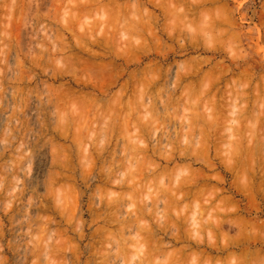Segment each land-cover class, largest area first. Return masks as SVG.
I'll return each instance as SVG.
<instances>
[{
    "label": "rangeland",
    "instance_id": "rangeland-1",
    "mask_svg": "<svg viewBox=\"0 0 264 264\" xmlns=\"http://www.w3.org/2000/svg\"><path fill=\"white\" fill-rule=\"evenodd\" d=\"M110 1L114 5H111ZM153 1L155 2V6H152L153 4H151ZM153 1H149L150 4H148L147 0H0V264H143L142 258L145 259H143V262L146 261L145 264H160V262L161 264H163L164 262L166 263L169 260L168 258L174 254L175 250H177L178 247L180 249L184 245L186 246L185 242H182L183 244L180 243V245L179 243L175 245L171 242L173 237L177 236L180 230L177 233V231L174 230L176 226H173V229L170 223H173V225L177 224V227L179 225V227H181L180 229L184 228L181 231H184L186 233L188 231L189 233H187L186 239L191 238L189 239V241L192 240L193 242L195 241V239L199 238L200 241L203 240L204 245H207V242L208 244L210 242H214L218 247H221L220 245H222L223 243L220 237L218 235H215V237H213V233H211L212 235H210L209 232H206L210 229L208 230V228H204V224H206V221L210 222L208 218V212L214 214V212L218 210L214 209L215 206H222V208H224V204H220L218 202V199H220L221 195L217 199L212 200L210 196H208L209 198L207 197V194L204 195V192L202 193L203 195H198V198L194 197L193 195L194 201L192 200L193 197L191 196L192 198H188L186 200V203L178 202V204L175 203V200L172 201L173 199L171 198L170 202L172 201L176 206L171 202V207L169 202L167 203L166 208L162 207L164 206V203L169 201L166 197L168 196V194H172L170 190H174V188L178 184V181H191L190 177H193L192 181H194L197 179L195 176H198L199 178L200 170H203L201 171L202 176H200L203 181L200 178L199 180L197 179L195 181L199 183L198 187L203 183H207V185L209 183V187L211 188V190L209 188L207 189L210 191H212L214 187H217V190L225 188L223 190L226 191L223 193V195H229L233 198V207H236L233 208L235 209V212L230 208L227 209L230 206H225L226 209H220L221 207H218L220 210H224L223 212L227 210L230 213H233L231 215L228 212V214L225 213L229 216V219L231 216L233 220L234 226L231 221V227H228V225L230 226L228 222L230 220L227 219L228 216L225 218L224 214V217H219V220L221 221L224 219V223L227 219L226 221L228 222V225L225 223L226 225L224 227L225 234H236L235 226L236 224H238L237 222H239V217L238 219L236 217L237 215H241L243 219L246 218L247 220L249 219V222H254V231H251V236H253L254 234L256 236H254L256 239L253 240L256 242L249 240L250 242L248 244H241L237 247H231L224 253L218 255L213 254V257L219 256L217 258V260L219 259L218 262L217 260H212L214 261L213 264H227L228 262V264H233L234 261L236 264V260L239 261L240 251L244 247L248 248L250 252H256L252 254H256L254 256L253 262V259H251V262L253 264H264V0H181V3L183 5L179 4L177 8L175 7V9L173 7L178 3L176 4L174 2L175 4L171 5L170 12L173 8L174 10L172 9V12L174 14L171 13L170 15H165V13L162 11H166V9L161 8L162 6L158 5H161L162 1H164V3L167 1ZM135 2L138 3V8L132 6ZM109 3L110 6H114L112 10L116 8L117 5H120L121 10L117 9V7L113 10L114 13L112 14L113 11L109 12ZM162 5L164 6V4ZM71 7L72 9L75 7V9L70 10ZM178 9L186 14V17L183 20H181L178 15V13L180 14V11H178ZM147 12H150L149 15L153 16L152 19H149L150 17L148 18ZM151 12H153L152 15ZM162 14L165 15V17ZM114 19L117 21H115ZM149 31L156 36L153 35V37H151ZM127 38H130L131 40ZM155 39H157L158 41L160 40V42H157ZM92 41H94L95 43ZM130 41H132V43ZM112 42H114L113 45ZM193 57L196 60H193ZM197 63H199V65L203 63L202 65H200V67H202H198L197 69ZM156 66L157 68H159L157 69ZM160 66L162 67V69ZM215 68L217 70H215ZM209 69H212L214 77L213 81L212 79L211 81H215V84H211L212 82L210 83L209 80H204L205 78H202L203 81L200 79L201 76H204V73L211 71ZM219 69L223 71H220ZM190 70L195 72V74L194 72L193 74H191L192 78L190 77L187 83H176L177 85L179 84V86L177 89H174L175 91H173V88L177 87L175 86L176 84H173V82L171 81V79L175 80V74H182L186 71L189 72L187 74H190ZM213 70H215V72H213ZM141 73H143L144 75H141ZM192 75L196 76L193 77ZM142 76L144 78H142ZM190 80L192 82L194 81L195 84L193 83V86L188 87L187 84H190ZM250 80L251 82L249 83ZM216 81L218 83L217 85ZM145 82H147L146 86ZM152 83L154 85H152ZM208 83L213 85V89L209 93H207L206 91L208 89L207 87L209 86ZM148 84L149 86H147ZM141 85L145 86L148 90L145 91L146 88ZM183 85H185L188 90L189 88H191V90L193 88L192 91L194 93L192 91L189 92L190 90L188 91L186 88H184ZM197 86L199 89L197 88ZM179 88H182L183 90ZM143 89L145 92L143 91ZM201 89L203 91H206V94L208 95L210 93L212 95L215 94L216 100L219 101L218 103L223 102L224 104L223 100H225V104H229L231 100L232 102L234 101L235 97H237V100H235V102L233 103H230L228 107L229 109H227L230 111H223L224 109L222 110L221 113L225 115V117L222 116V118L220 117L222 115L221 113H210L213 111H211L212 107H210L211 104L209 101L212 95H205V92H202ZM240 89L241 92L244 91L243 93H241V95L243 94V97L241 96L242 98L240 97V95L238 96V94H236L237 92L240 93ZM195 90L197 92H195ZM200 90L202 94L201 99L206 100L210 97V99L208 100L209 105L207 104L208 101L207 103L205 102V100L204 102L198 101V95L195 97V94L197 93L199 94V96H201ZM149 91L153 93H149ZM183 91L185 93L187 91V95H184ZM188 93L190 94L189 96ZM142 95H144V98H141ZM169 95L171 96L167 98ZM191 96L194 98H192ZM206 96L207 98H205ZM65 97H67V99ZM246 97L249 98V101H246L247 103H245V101H241V99H245ZM62 98L64 101L62 100ZM78 98H80V100ZM160 98L162 99V101ZM180 98L184 99L179 102ZM195 98H197L196 100L198 102L194 100ZM166 100L170 102L169 105L167 104ZM93 101L96 102L94 103ZM150 101L152 103H150ZM172 101L175 103L174 105L171 104ZM200 102L203 104H201ZM164 103H166V105ZM178 103L179 105H177ZM182 103L184 104L182 105ZM234 104L237 105V108H232L235 106ZM122 105L126 107L124 108V106ZM183 106H186L187 108H183ZM243 107H247L246 112ZM233 109H235L236 112H234L235 110ZM98 110L99 112H97ZM231 110H233V112ZM149 111L151 112V114ZM123 113H125V115ZM172 114L174 116H172ZM117 115H121L119 116L120 119ZM213 115L218 118H214L216 122L213 119L216 124H213L212 126H214V128H212L216 133H214L213 135L212 132H210V134L213 135L211 137L207 130L209 129V127H207V124L209 126V123L207 122L208 120L209 122H213L211 118L214 117ZM116 116L117 118H115ZM154 116L155 119L153 118ZM219 117L223 119L224 123L222 119H219ZM125 118L127 119L126 121ZM207 118L208 120H206ZM205 120L206 122H204ZM107 121H111L112 123H107ZM129 121L131 122L129 123ZM126 122L128 123V126ZM111 124H113L112 127H107ZM181 126L183 127V130ZM103 127L113 129H103ZM215 127L218 129H216ZM220 128H222L221 131ZM128 130H130V134ZM127 132L128 134H126ZM187 132L188 134H190L188 135ZM202 132H204V134H202ZM125 135L127 137H125ZM205 135H208L211 138H217L216 141L212 139L216 143L215 146L213 145L214 151H211L212 154L208 159L203 158L204 154H202L205 152V147H203L205 145V141H203L205 137L203 136ZM131 137H133L132 140L136 139V143L135 141L133 142L132 140H130ZM187 138L188 140L193 139L192 141L190 140L192 143L189 144V146ZM201 138L204 139L202 140ZM126 139L129 141V143L131 141V145L128 144L127 141H125ZM139 140L141 141V143H139ZM252 142L253 144H251ZM126 143L128 145H126ZM136 144L137 146L135 147ZM128 147H130V149ZM200 147L204 149L202 150L201 148V151L198 150ZM139 149L142 151H140ZM144 149H147L148 152L146 150V153H142L144 152ZM247 149H251L249 150V153L251 154L248 153V158L246 157L247 152H245V150ZM196 150H198L199 155H194ZM160 151L165 154V156H162L163 154ZM170 151L172 152L170 153ZM152 153L156 156H153ZM183 153H187L186 158L189 156L190 159L183 158V156L185 157V154ZM146 154L147 156H145V158H142ZM148 154H150L151 158H149ZM166 155L171 158V160H169L171 163L166 162L169 159ZM179 155H181L182 157L180 158ZM192 155L197 156V158ZM177 157L181 160H179ZM235 158L238 161L242 160V163H244L245 160L248 159L247 164H250L247 165L248 167L243 168L245 165L242 167V163L238 162L240 163L237 166L238 169L237 167H235L233 168L234 171L230 172L228 170V166H230L232 159ZM140 159L142 163L144 159L143 164L148 165L145 159L148 160V162L151 161L152 164L150 162V166L146 167L145 165L144 168L143 165H141V167L139 166V168H137L138 165H140ZM165 159L167 160L164 161ZM172 159L174 160L172 161ZM194 159L195 161L198 160L197 162L200 163H195ZM58 161L60 164L58 163ZM210 163L211 165L213 164L212 167L214 168L212 170L205 171L203 169L204 165H209ZM124 166L126 167V169ZM115 167L117 169H115ZM113 169L117 171H113ZM127 169L129 170V172L127 171ZM111 170L114 174L110 172ZM130 171H133V173H137L136 175H133L132 173L135 180H132L133 178L130 177L132 175L128 174L130 173ZM140 171L142 172V176H138ZM152 171H155V174L153 173L154 175L151 174ZM245 172L247 173V176ZM174 173L178 174L179 178H177L178 176ZM106 174L108 175V177L115 176L116 178L114 177V179L113 177H111L112 179L110 178L109 181V178L106 177ZM190 174L193 176H191ZM146 176L148 177L146 178ZM154 176L155 178H153ZM208 176L209 179L211 178L210 181L205 180V178H208ZM248 176L251 177L249 178ZM126 177H130V179L133 181V184H137H135L134 186H137L138 188L135 187V189H133L134 187L132 185V182L130 180V182H128L129 178L127 179ZM139 177L142 181L139 179ZM102 178L106 179L101 181ZM145 178L147 180L148 178H150L149 182L146 183ZM122 179L125 181V183ZM138 179L141 181V185L139 184L140 181ZM111 180L114 182V184ZM121 180L123 182H121ZM137 180L138 182H135ZM247 180H250L251 183L253 181L251 186H246L248 184ZM185 181L182 183L179 182V185L185 183ZM223 181L225 183H222ZM211 184L212 186H215L212 188L210 186ZM245 186L247 188L250 186V188H248V190L250 191H247L248 193L246 192L247 188ZM252 186L253 188H251ZM198 187V191L196 192L197 194H199V188H201ZM203 187L201 188V190H203ZM206 187L204 188L206 189ZM141 188L145 190L144 191L142 189V194L140 193L139 196L133 194V192H135L136 194L137 190H141ZM167 191L170 192L167 193ZM210 191H208V195L211 194ZM160 192L161 195H167H165L167 201L165 200L164 196L162 197L160 195ZM171 194L168 196L169 198ZM118 196L122 200L119 199ZM160 197H162L165 202ZM114 198L116 200L118 199L119 201H116V209H114V207L111 209L112 204L114 206V204L116 203L113 202ZM254 198L255 200H253ZM207 199L209 200L207 201ZM111 200L113 203H111ZM153 200H156V202H154ZM160 200H162L161 203ZM190 200L192 201L191 203L189 202ZM210 200L212 205L214 204L213 207H211L212 205L210 204ZM152 201L154 203H152ZM157 202L159 205H157ZM199 202L201 205L199 204ZM106 203L110 207H107ZM255 203L256 205H254ZM120 204L121 206H124V209L120 206ZM155 204L157 205V207H159L158 209L157 207H155ZM190 204L192 209L190 208ZM208 204L211 205V210L207 211L208 209H202L205 208V205L207 206ZM141 205H143L144 211L146 209V211L143 213L144 215L141 213L143 211ZM139 206L141 207V209L138 210H142L139 212L144 217L141 218L142 215L139 213L138 217H140V219L136 216L139 221L135 219V221H132L131 223V218H135L134 215H137L136 213L138 211L136 210L137 208H139ZM150 206H153L152 209L154 207L156 208L158 213H154L157 215H152L153 211H151L152 213L149 211L152 210ZM168 206H170V208ZM120 207L122 210L117 212V208L119 210ZM155 208L154 211H156ZM173 208L175 210L177 208L176 211H178L179 214L178 212L173 210ZM237 208L240 209L237 211ZM186 209L188 210L186 211ZM195 210H199V212L200 210H205L206 216L204 215V212H200L204 215V218L201 215L202 219H199L201 218L200 216L198 217V214L200 213L197 212V214ZM108 211H110V214ZM167 211H169L170 213ZM112 214L114 217L112 216ZM149 214H151L152 217L151 215L149 216ZM186 214L190 218H188ZM196 214L197 217L195 218V220L197 222L199 220L197 224L198 227L197 225L193 227L194 225H192L191 223V217L194 218ZM213 214L212 219L215 216H213ZM182 215L183 217L185 215V217H181ZM163 216H166L164 218V223H167L166 221H168L167 224L162 223ZM158 217L159 219H161V222H159L160 220L157 219ZM215 217L216 219L218 218L217 214ZM215 217L214 220H216ZM233 218H236L237 222L235 220L234 223ZM179 219L183 222L179 221ZM183 219H185V221ZM123 220L129 222L126 223V221ZM176 220L179 222H177ZM122 221L125 223H123ZM186 222V225L181 226V223L183 224ZM128 223L130 224V226ZM257 223L260 228L258 227ZM131 224H133V229L135 225L139 230L140 227H143L144 229L141 228V230L143 229V232H139L138 230V234L140 233L138 235L137 233H135L137 232L136 229L132 231L133 229ZM162 224H164L163 227ZM168 224L170 225V231L167 230ZM189 224H191V226ZM199 225L201 227H199ZM125 226L129 227L126 229V232ZM188 226L192 227L193 229H189ZM255 226H257L258 228ZM149 227H151L150 231L152 230V232H148L149 229L148 231H144ZM164 227H167V229H165ZM177 227L176 229H179V227ZM198 228H204V230L200 229V231H198ZM119 229L122 230V232ZM161 229L163 230V232ZM171 229L173 230V233L176 232L177 235L172 234ZM165 230L167 231L165 232ZM107 231L109 233L111 231V233L109 234ZM130 231H132L134 234H130ZM181 231L179 233V236L177 237L183 236L184 238L186 234H182L183 232ZM105 232H107L108 234L106 233L105 235ZM146 232H148L149 235ZM156 233L158 234L156 235ZM135 234H137L140 240L142 239L143 242L140 241V243L142 242L141 244L138 243V238H134L137 237ZM152 234L154 239L153 241L151 236ZM107 235H110L111 240L106 237ZM140 235L142 236L140 237ZM170 235L172 237H169ZM145 237H148L147 240H149V244H146L145 241L147 240ZM133 238L134 241L132 240ZM253 238L251 237L250 239L252 240ZM155 239H157V245L159 242L158 246L155 243ZM203 242L201 241L199 243V248L193 247V249H191L192 251L190 249L189 251L188 249L184 251V253L186 252V255L189 254V256H192L188 263L194 264L198 262L199 259L204 264L206 263V259L200 258L201 251L206 248L202 246ZM153 245L155 247L157 246L159 253L164 250L166 251V254L171 253L172 255H164L166 256L164 257L165 260L167 259L166 261H164L162 258V253L159 254L157 251H155L157 250V248H155ZM147 246L149 247V249L147 248ZM159 246H162L164 248ZM41 248L43 249V251ZM151 249H153L158 254H156L155 252L152 253ZM171 250H174L173 253ZM204 251H206V249ZM258 251H260L259 255L261 257H258L257 259L256 256L258 255ZM145 252H151V254H149V256L151 255V257H149L151 259L153 255H158L156 257H153V260L155 262L149 261L150 263H147V260L149 258L146 257L148 255L145 254ZM192 252H195V254L190 255V253ZM184 253L182 254V257L185 256ZM197 253H199L198 255L200 257L196 255ZM230 253L232 258H226V260L223 261L225 257H227V255ZM143 254H145L144 257ZM106 255L107 257H104ZM179 255L180 254L178 253V251H176L174 257L180 258L181 255ZM252 255L250 257L253 258ZM108 256L111 258H109ZM189 256H185L181 259H183L185 262L189 259ZM171 258L173 257H170V259ZM193 258H196L197 261ZM172 260L174 261L175 259H171L169 260V262H172ZM179 260H177V262H179ZM229 260L231 261V263ZM219 261H221L222 263ZM169 262L167 264H169ZM181 262L184 263L183 261H180L179 263ZM173 263L176 264V261H174ZM188 263L186 262L184 264ZM208 264H210V262Z\"/></svg>",
    "mask_w": 264,
    "mask_h": 264
},
{
    "label": "bare ground",
    "instance_id": "bare-ground-1",
    "mask_svg": "<svg viewBox=\"0 0 264 264\" xmlns=\"http://www.w3.org/2000/svg\"><path fill=\"white\" fill-rule=\"evenodd\" d=\"M133 1H135V0H133ZM137 1H138V0H137ZM147 1H148V4H150L149 1H153V0H147ZM165 1H167V2L164 3V1H162V2H161V5L158 4L159 6H162L161 8L166 9V11H165V10L162 11V12L165 13V15H167V14L170 15L171 13H173V12H172V9H173V8L175 9V7L177 8L179 4L183 5V4L181 3V2H182L181 0H179L180 3H179L178 0H165ZM187 1H188V0H187ZM79 2H80V1H79ZM139 2H140V1H139ZM174 2H175L176 4H177V3H178V4L175 5V6L171 9V12H170L171 5H172V4L174 5V4H175ZM36 3H37V2H36ZM77 3H78V2H77ZM83 3H84V2H83ZM110 3H111V1H110ZM110 3L108 4V5H109L108 7H110V11H109V12L113 11V10L116 9L117 7H118L117 9H120V8H121L120 5H117V7L114 8V9L112 10V8H113L114 6H110ZM183 3H184V2H183ZM84 4H85V3H84ZM123 4H124V3H123ZM151 4H153L152 6H155V2H154V1H153ZM162 4H164V6H163ZM165 4H166V5H165ZM36 5H37V4H36ZM95 5H96V3H95ZM111 5H114V4L111 3ZM77 6H78V4H77ZM80 6H81V5H80ZM82 6H85V5H82ZM87 6H88V5H87ZM122 6H123V5H122ZM132 6H134V7L136 8V7L138 6V3L135 2V3H133ZM187 6H188V5H187ZM189 6H190V5H189ZM196 6H197V5H196ZM36 7H37V6H36ZM75 7H76V6H75ZM75 7H74L73 9H75ZM106 7H107V6H106ZM123 7H124V6H123ZM138 7H139V6H138ZM138 7H137V8H138ZM156 7H157V6H156ZM166 7H167V8H166ZM180 7H182V6H180ZM184 7H185V6H184ZM88 8H89V7H88ZM129 8H130V7H129ZM158 8H159V7H158ZM190 8H191V7H190ZM71 9H72V7L70 8V10H71ZM73 9H72V10H73ZM106 9H107V8H106ZM159 9H160V8H159ZM174 9H173V10H174ZM188 9H189V8H188ZM188 9H185V10H188ZM191 9H192V8H191ZM76 10H77V9H76ZM120 10H121V9H120ZM120 10H118V11H120ZM104 11H105V10H104ZM115 11H116V10H115ZM118 11H117V12H118ZM127 11H128V10H127ZM135 11H137V10H135ZM159 11H160V10H159ZM178 11H180V10L178 9ZM190 11H192V10H190ZM162 12H161V13H162ZM169 12H170V13H169ZM103 13H104V12H103ZM113 13H114V11L112 12V14H113ZM125 13H126V12H125ZM130 13H132V12H130ZM147 13H148V15H147L148 18L150 17L149 19H152L153 16H150V15H149L150 12H147ZM152 13H153V12H151V15H152ZM188 13H189V12H188ZM200 13H201V12H200ZM137 14H138V13H137ZM173 14H174V13H173ZM189 14H190V13H189ZM189 14H188V15H189ZM102 15H103V14H102ZM114 15H116V14H114ZM162 15H163V14H162ZM165 15H163V16L165 17ZM175 15H176V13H175ZM178 15H179V17H180L181 20H183V19L186 17V14H184V12H181V11H180V14L178 13ZM196 15H197V14H196ZM117 16H118V15H117ZM117 16H116V17H117ZM121 16H122V15H121ZM80 17H81V15H80ZM111 17H112V15H111ZM116 17H115V19H116ZM220 17H221V16H220ZM68 18H69V17H68ZM124 18H125V17H124ZM144 18H145V17H144ZM157 18H158V17H157ZM76 19H77V18H76ZM115 19H114V20H115ZM142 19H143V18H142ZM119 20H120V19H119ZM132 20H133V19H132ZM174 20H175V19H174ZM177 20H178V19H177ZM193 20H195V19H193ZM76 21H77V20H76ZM108 21H109V20H108ZM115 21H117V20H115ZM168 21H169V20H168ZM190 21H191V20H190ZM223 21H224V20H223ZM67 22H68V21H67ZM74 22H75V21H74ZM91 22H92V21H91ZM191 22H192V21H191ZM125 24H126V23H125ZM130 24H131V23H130ZM183 24H184V23H183ZM142 25H144V24H142ZM146 25H147V24H146ZM176 25H177V24H176ZM176 25H175V26H176ZM99 26H100V25H99ZM136 26H138V25H136ZM177 26H178V25H177ZM122 27H123V26H122ZM143 28H144V27H143ZM170 28H171V27H170ZM147 29H148V27H147ZM152 29H153V28H152ZM156 30H157V29H156ZM170 30H171V29H170ZM90 31H91V30H90ZM144 31H146V30H144ZM152 31H153V30H152ZM168 31H169V30H168ZM180 31H181V30H180ZM149 32H150V31H149ZM143 33H144V32H143ZM154 33H155V32H154ZM174 33H175V32H174ZM178 33H179V32H178ZM180 33H181V32H180ZM102 34H103V33H102ZM123 34H124V33H123ZM155 34H156V33H155ZM125 35H126V34H125ZM141 35H142V34H141ZM150 35H151V37H153L154 34L150 32ZM169 35H170V34H169ZM169 35H168V36H169ZM89 36H90V35H89ZM116 36H117V35H116ZM136 36H137V35H136ZM154 36H156V35H154ZM104 37H105V36H104ZM104 37H103V38H104ZM112 37H113V36H112ZM151 37H150V38H151ZM157 37H158V36H157ZM114 38H115V37H114ZM138 38H139V37H138ZM150 38H149V39H150ZM112 39H113V38H112ZM119 39H120V38H119ZM127 39H130V38H127ZM151 39H152V38H151ZM107 40H108V39H107ZM130 40H131V39H130ZM155 40H156L157 42H160V40H159V41H158L157 39H155ZM189 40H190V39H189ZM96 41H97V40H96ZM113 41H114V40H113ZM182 41H183V40H182ZM90 42H91V41H90ZM92 42H94V41H92ZM103 42H104V41H103ZM108 42H109V41H108ZM114 42H115V41H114ZM114 42H112V45H113ZM124 42H126V41H124ZM130 42L132 43V41H130ZM94 43H95V42H94ZM115 43H116V42H115ZM120 43H121V42H120ZM141 43H142V42H141ZM195 43H196V42H195ZM81 44H83V43H81ZM87 44H88V43H87ZM96 44H97V43H96ZM98 44H99V43H98ZM163 44H164V43H163ZM79 45H80V44H79ZM91 45H92V44H91ZM102 45H103V44H102ZM115 45H117V44H115ZM121 45H122V44H121ZM125 45H127V44H125ZM129 45H130V43H129ZM140 45H141V44H140ZM146 45H147V44H146ZM161 45H162V44H161ZM161 45H160V46H161ZM83 46H85V45H83ZM107 46H108V45H107ZM141 46H142V45H141ZM144 46H145V45H144ZM170 46H171V45H170ZM112 47H114V46H112ZM126 47H127V46H126ZM157 47H158V46H157ZM161 47H162V46H161ZM167 47H168V46H167ZM109 48H110V47H109ZM116 48H117V47H116ZM127 48H128V47H127ZM141 48H142V47H141ZM144 48H146V47H144ZM147 48H150V47H147ZM169 48H171V47H169ZM87 49H88V48H87ZM101 49H103V48H101ZM134 49H135V48H134ZM156 49H157V48H156ZM172 49H173V48H172ZM217 49H218V48H217ZM80 50H81V48H80ZM110 50H111V49H110ZM139 50H140V49H139ZM147 50H148V49H147ZM84 51H85V50H84ZM87 51H88V50H87ZM127 51H128V50H127ZM133 51H134V50H133ZM158 51H159V49H158ZM55 52H56V51H55ZM90 52H91V51H90ZM137 52H138V50H137ZM140 52H141V51H140ZM117 53H118V52H117ZM119 53H120V52H119ZM131 53H132V50H131ZM136 54H137V53H136ZM161 54H162V53H161ZM127 55H128V53H127ZM129 55H130V54H129ZM136 56H137V55H136ZM76 57H77V56H76ZM130 57H131V56H130ZM124 59H125V58H124ZM194 59H195V58L193 57V60H194ZM202 59H203V58H202ZM202 59H201V60H202ZM195 60H196V59H195ZM198 60H199V59H198ZM198 60H197V61H198ZM70 61H71V60H70ZM79 61H80V60H79ZM82 61H83V60H82ZM125 62H126V61H125ZM76 63H77V61H76ZM81 63H82V62H81ZM96 63H97V62H96ZM155 63H156V62H155ZM157 63H158V62H157ZM174 63H175V62H174ZM190 63H191V62H190ZM190 63H189V64H190ZM148 64H149V63H148ZM152 64H153V63H152ZM186 64H187V63H186ZM186 64H185V65H186ZM193 64H194V63H193ZM202 64H203V63H202ZM202 64H200V65H202ZM204 64H205V63H204ZM208 64H209V63H208ZM70 65H71V64H70ZM98 65H99V64H98ZM146 65H147V64H146ZM176 65H177V64H176ZM187 65H188V64H187ZM194 65H195V64H194ZM200 65H199V63H197V67H196V68L198 69V67H200ZM75 66H76V65H75ZM79 66H81V65H79ZM100 66H101V65H100ZM148 66H149V65H148ZM153 66H154V65H153ZM188 66H189V65H188ZM204 66H205V65H204ZM110 67H111V66H110ZM160 67H161V66H160ZM183 67H184V66H183ZM201 67H202V66H201ZM201 67H200V68H201ZM146 68H147V66H146ZM156 68H157V66H156ZM158 68H159V67H158ZM158 68H157V69H158ZM200 68H199V69H200ZM211 68H212V67H211ZM213 68H214V67H213ZM99 69H100V68H99ZM161 69H162V67H161ZM161 69H160V70H161ZM166 69H167V68H166ZM185 69H186V67H185ZM221 69H222V68H221ZM221 69H219V70H220V71H223V70H221ZM243 69H244V68H243ZM160 70H159V71H160ZM201 70H202V69H201ZM201 70H200V71H201ZM209 70H211V71H208V72L204 73V74H203L204 76H203V77L201 76L200 79L202 80V78H205L204 80H207V81L209 80V82L211 83V82L213 81V77H214V76H213V73H212V69H209ZM215 70H217V69L215 68ZM215 70H213V72H215ZM140 71H141V70H140ZM152 71H153V70H152ZM155 71H156V70H155ZM190 71H191V70H190ZM165 72H166V71H165ZM191 72H192V73H191ZM191 72H190V74H187V73H189V72H187V71L184 72V73H182V74H178V73H177V74H175L176 76H174V77H175V80H172L171 78H170V79H171V81L173 82V84H176V83L181 84V83H184V82L187 83L188 80H189V78L191 77V74H193L194 71H191ZM242 72H243V71H242ZM139 73H140V72H139ZM143 73H144V72H143ZM143 73H141V75H142ZM153 73H154V72H153ZM180 73H181V72H180ZM220 73H221V72H220ZM220 73H219V74H220ZM136 74H137V73H136ZM194 74H195V72H194ZM219 74H218V75H219ZM141 75H139V76H141ZM143 75H144V74H143ZM156 75H157V74H156ZM164 75H165V73H164ZM167 75H168V74H167ZM196 75H197V73H196ZM196 75H194V76H196ZM214 75H215V73H214ZM135 76H136V75H135ZM157 76H158V75H157ZM192 76H193V75H192ZM194 76H193V77H194ZM198 76H199V75H198ZM58 77H59V76H58ZM145 77H147V76H145ZM174 77H173V78H174ZM135 78H136V77H135ZM142 78H144V77L142 76ZM191 78H192V77H191ZM216 78H217V77H216ZM220 78H221V77H220ZM242 78H243V77H242ZM157 79H158V78H157ZM193 79H194V78H193ZM211 79H212V81H211ZM19 80H20V79H19ZM130 80H131V79H130ZM132 80H133V79H132ZM139 80H140V77H139ZM142 80H143V79H142ZM163 80H165V79H163ZM191 80H192V79H191ZM191 80L189 81L191 85H190V84H187L188 87L193 86L192 84L194 83V81L192 82ZM196 80H197V79H196ZM77 81H78V80H77ZM108 81H109V80H108ZM155 81H156V80H155ZM166 81H167V80H166ZM169 81H170V80H169ZM197 81H198V80H197ZM202 81H203V80H202ZM202 81H200V82H202ZM218 81H219V79H218ZM172 82H171V83H172ZM198 82H199V81H198ZM214 82H215V81H214ZM214 82H212L211 84H213ZM250 82H251V80L249 81V83H250ZM146 83H147V82H145V86H146ZM148 83H151V82H148ZM153 83H154V82H153ZM153 83H152V85H154ZM156 83H157V82H156ZM156 83H155V84H156ZM171 83H169V84H171ZM219 83H220V82H219ZM141 84H142V83H141ZM167 84H168V83H167ZM179 84H178V85H177V84L175 85V86H177V87H176V88L174 87V88H173V91H175L174 89H177V88H178ZM194 84H195V83H194ZM199 84H200V83H199ZM208 84H209V83H208ZM211 84H209V86L207 87V88H208V89L206 90L207 93L211 92L212 89H213V85H211ZM214 84H215V83H214ZM217 84H218V83H217V81H216V85H217ZM152 85H151V86H152ZM161 85H162V84H161ZM171 85H172V84H171ZM229 85H230V83H229ZM241 85H242V84H241ZM98 86H99V85H98ZM138 86H139V85H138ZM141 86H143V85H141ZM145 86H143V87H145ZM147 86H149V84H148ZM151 86H150V87H151ZM172 86H174V85H172ZM183 86H184V88H186L185 85H183ZM199 86H200V85H199ZM60 87H61V86H60ZM125 87H126V86H125ZM158 87H159V85H158ZM180 87H181V85H180ZM230 87H231V86H230ZM126 88H127V87H126ZM145 88H146V87H145ZM145 88H144V89H145ZM182 88H183V87H182ZM182 88H179V89H182ZM197 88H198V86H197ZM3 89H4V88H3ZM137 89H138V88H137ZM144 89H143V91H144ZM186 89L188 90V88H186ZM186 89H185V90H186ZM194 89H195V87H194ZM198 89H199V88H198ZM217 89H218V88H217ZM231 89H232V88H231ZM246 89H247V88H246ZM67 90H68V89H67ZM146 90H148V89L146 88L145 91H146ZM149 90H150V88H149ZM182 90H183V89H182ZM182 90H181V92H182ZM189 90H190V91H189ZM189 90H188V91L191 92V91L193 90V88H192V90H191V88H189ZM196 90H197V89H196ZM196 90H195V92H197ZM201 90H202V89H201ZM201 90H200V94H201ZM2 91H4V90H2ZM2 91H1V92H2ZM120 91H121V90H120ZM145 91H144V92H145ZM151 91H153V90H151ZM151 91H149V93H153V92H151ZM206 91H203V90H202V92H205V95H208V94H206ZM214 91H217V90H214ZM218 91H219V90H218ZM227 91H228V90H227ZM233 91H234V90H233ZM248 91H249V90H248ZM55 92H56V91H55ZM55 92H54V93H55ZM124 92H125V91H124ZM124 92H123V94H124ZM158 92H159V91H158ZM162 92H163V91H162ZM179 92H180V91H179ZM192 92H193V91H192ZM198 92H199V91H198ZM231 92H232V91H231ZM235 92H236V91H235ZM243 92H244V91L241 92V89H240V93L237 92L236 94H238V96L240 95V97H241V96L243 97V94L241 95V93H243ZM54 93H53V94H54ZM68 93H69V92H68ZM121 93H122V92H121ZM133 93H134V92H133ZM138 93H139V92H138ZM142 93H143V92H142ZM146 93H147V92H146ZM174 93H176V92H174ZM186 93H187V91H186ZM186 93L183 91V94H184V95H187ZM193 93H194V92H193ZM217 93H218V92H217ZM233 93H234V92H233ZM246 93H247V92H246ZM69 94H70V93H69ZM135 94H137V93H135ZM143 94H144V93H143ZM164 94H165V92H164ZM203 94H204V93H203ZM210 94H211V93H210ZM210 94H209V95H210ZM224 94H225V93H224ZM234 94H235V93H234ZM247 94H248V93H247ZM54 95H55V94H54ZM59 95H60V94H59ZM64 95H65V94H64ZM72 95H73V93H72ZM83 95H84V94H83ZM148 95H149V94H148ZM157 95H158V94H157ZM178 95H179V94H178ZM189 95H190V94L188 93V96H189ZM191 95H192V94H191ZM197 95H198V96H197ZM209 95H208V96H209ZM211 95H212V94H211ZM216 95H217V94H216ZM232 95H233V94H232ZM123 96H124V95H123ZM123 96H122V98H123ZM145 96H147V95H145ZM161 96H162V94H161ZM170 96H171V95H169L167 98H169ZM193 96H194V95H193ZM196 96L198 97V101H201V102L203 101V102H204L205 99H201L202 94H201V96H199V94L197 93V94H195V97H196ZM225 96H226V95H225ZM79 97H80V96H79ZM180 97H181V95H180ZM182 97H184V96H182ZM191 97H192V96H191ZM199 97H200V98H199ZM242 97H241V98H242ZM248 97H249V96H248ZM248 97H246L245 99H244V98L241 99V101H245V103H247L246 101H249V98H248ZM253 97H254V96H253ZM253 97H252V98H253ZM65 98L67 99V97H65ZM65 98H64V99H65ZM88 98H89V97H88ZM132 98H133V97H132ZM137 98H138V97H137ZM141 98H144V95H142ZM165 98H166V97H165ZM178 98H179V96H178ZM192 98H194V97H192ZM192 98H190V99H192ZM205 98H207V96H206ZM226 98H228V97H226ZM231 98H232V97H231ZM236 98H237V97L234 98V101H233V102H235V100H237ZM247 98H248V99H247ZM254 98H255V97H254ZM46 99H47V98H46ZM78 99L80 100V98H78ZM92 99H93V98H92ZM100 99H101V98H100ZM100 99H99V100H100ZM129 99H130V98H129ZM147 99H148V98H147ZM150 99H151V98H150ZM160 99H161V98H160ZM173 99H174V98H173ZM182 99H184V98H182ZM182 99L180 98V101H179V102H181ZM196 99H197V98H195L194 100H196ZM209 99H210V97H209L208 99H206L205 102L207 103V101H208ZM223 99H224V97H223ZM11 100H12V99H11ZM62 100H63V98H62ZM70 100H71V99H70ZM107 100H108V99H107ZM134 100H136V99H134ZM163 100H164V99H163ZM168 100H169V99H168ZM168 100H166V101H167V104L169 105L170 102H168ZM170 100H171V98H170ZM170 100H169V101H170ZM187 100H188V99H187ZM253 100H254V99H253ZM40 101H41V100H40ZM63 101H64V100H63ZM89 101H90V100H89ZM144 101H145V100H144ZM161 101H162V99H161ZM166 101H165V102H166ZM196 101H197V100H196ZM198 101H197V102H198ZM209 101H210V104L212 105V106L210 105V107H212V109L210 108L211 111L213 110L212 112H210V113H212V114H214L213 112H216V114L221 113L223 109H224L223 111H230V110H227V109H229L228 107H229L230 103L232 102V100L229 102V104H225V103H226L225 100H223V101H224V104H223V102H222V103H221V102L218 103L219 101L216 100V96H215V94H214V95H212V97H211V99H210ZM209 101H208V103H207L208 105H209ZM60 102H61V101H60ZM71 102H72V101H71ZM73 102H74V101H73ZM75 102H76V101H75ZM77 102H78V101H77ZM93 102H94V101H93ZM95 102H96V101H95ZM95 102H94V103H95ZM105 102H106V101H105ZM105 102H104V103H105ZM129 102H130V101H129ZM163 102H164V101H163ZM182 102H183V101H182ZM184 102H185V101H184ZM201 102H200V103H201ZM227 102H228V101H227ZM233 102H232V103H233ZM56 103H57V102H56ZM66 103H67V102H66ZM91 103H92V102H91ZM112 103H113V102H112ZM114 103H115V102H114ZM123 103H124V102H123ZM136 103H137V102H136ZM150 103H152V102L150 101ZM155 103H157V102H155ZM248 103H249V102H248ZM47 104H48V103H47ZM67 104H68V103H67ZM96 104H97V103H96ZM124 104H125V103H124ZM145 104H146V103H145ZM164 104L166 105V103H164ZM171 104L174 105L175 103L172 101ZM171 104H170V105H171ZM183 104H184V103H182V105H183ZM193 104H194V103H193ZM196 104H197V103H196ZM201 104H203V103H201ZM236 104H237V103H236ZM236 104H234L235 106L232 107V108H235V107L237 106ZM238 104H240V103H238ZM54 105H55V104H54ZM118 105H119V104H118ZM162 105H163V103H162ZM177 105H179V103H178ZM208 105H206V106H208ZM6 106H7V104H6ZM41 106H42V105H41ZM61 106H62V105H61ZM103 106H104V105H103ZM107 106H110V105H107ZM116 106H117V105H116ZM116 106H115V107H116ZM122 106H124V105H122ZM138 106H140V105H138ZM138 106H137V107H138ZM149 106H150V105H149ZM152 106H153V105H152ZM171 106H172V105H171ZM70 107H71V106H70ZM105 107H106V105H105ZM125 107H126V106H124V108H125ZM158 107H159V106H158ZM165 107H166V106H165ZM173 107H174V106H173ZM188 107H189V106H188ZM247 107H248V104H247ZM247 107H245V108L243 107L244 110H245V112H246ZM7 108H8V107H7ZM54 108H55V107H54ZM100 108H101V106H100ZM111 108H112V107H111ZM130 108H131V107H130ZM171 108H172V107H171ZM177 108H179V107H177ZM183 108H187V107H186V106H185V107L183 106ZM194 108H195V107H194ZM225 108H226V110H225ZM236 108H237V107H236ZM103 109H104V108H103ZM109 109H110V108H109ZM114 109H115V108H114ZM138 109H139V108H138ZM148 109H149V108H148ZM161 109H162V108H161ZM168 109H169V108H168ZM192 109H193V108H192ZM257 109H258V108H257ZM40 110H42V109H40ZM76 110H77V109H76ZM107 110H108V109H107ZM115 110H116V109H115ZM124 110H125V109H124ZM126 110H127V109H126ZM151 110H152V108H151ZM233 110H235V109H233ZM233 110H231V111L233 112ZM242 110H243V109H242ZM244 110H243V111H244ZM74 111H75V110H74ZM105 111H106V110H105ZM146 111H147V110H146ZM192 111H193V110H192ZM249 111H250V110H249ZM49 112H50V111H49ZM57 112H58V111H57ZM97 112H99V110H98ZM117 112H118V110H117ZM119 112H120V110H119ZM137 112H138V111H137ZM149 112H150V111H149ZM158 112H159V111H158ZM161 112H162V111H161ZM201 112H202V111H201ZM234 112H236V110H235ZM247 112H248V111H247ZM263 112H264V111H263ZM107 113H108V112H107ZM126 113H127V112H126ZM141 113H142V112H141ZM239 113H242V112H239ZM239 113H238V114H239ZM248 113H249V112H248ZM104 114H106V113H104ZM114 114H115V113H114ZM116 114H117V113H116ZM123 114L125 115V113H123ZM150 114H151V112H150ZM169 114H170V113H169ZM202 114H203V113H202ZM221 114H222V113H221ZM230 114H232V113H230ZM41 115H43V114H41ZM48 115H49V114H48ZM59 115H60V114H59ZM81 115H83V114H81ZM81 115H80V116H81ZM107 115H108V114H107ZM160 115H161V114H160ZM192 115H193V114H192ZM219 115H220V114H219ZM219 115H218V116H219ZM235 115H236V114H235ZM39 116H40V115H39ZM117 116L119 117V116H121V115H117ZM117 116H116L115 118H117ZM150 116H151V115H150ZM172 116H174V115L172 114ZM190 116H191V114H190ZM194 116H195V115H194ZM194 116H193V117H194ZM197 116H199V115H197ZM213 116H214V115H213ZM222 116L225 117V115H223V114H222L220 117H222ZM237 116H239V115H237ZM237 116H236V117H237ZM48 117H49V116H48ZM59 117H60V116H59ZM102 117H103V115H102ZM104 117H105V116H104ZM108 117H109V115H108ZM111 117H112V116H111ZM126 117H127V115H126ZM162 117H163V116H162ZM170 117H171V116H170ZM170 117H169V118H170ZM193 117H192V119H193ZM220 117H219V119H222V118H223V117H222V118H220ZM227 117H228V116H227ZM234 117H235V116H234ZM234 117H233V118H234ZM55 118H57V117H55ZM61 118H62V117H61ZM71 118H72V117H71ZM81 118H82V117H81ZM95 118H97V117H95ZM109 118H110V117H109ZM137 118H138V117H137ZM141 118H142V115H141ZM153 118L155 119V116H154ZM164 118H165V117H164ZM182 118H183V117H182ZM184 118H185V117H184ZM188 118H189V117H188ZM195 118H196V117H195ZM211 118H212V120H213L214 118L217 119L218 117L216 118V117L214 116V117H211ZM246 118H247V116H246ZM59 119H60V118H59ZM62 119H63V118H62ZM74 119H75V118H74ZM110 119H111V118H110ZM113 119H114V117H113ZM119 119H120V117H119ZM129 119H130V118H129ZM215 119H214V120H215ZM240 119H241V118H240ZM244 119H245V118H244ZM42 120H43V119H42ZM60 120H61V119H60ZM66 120H67V119H66ZM82 120H83V119H82ZM95 120H96V119H95ZM116 120H117V119H116ZM126 120H127V119L125 118V121H126ZM130 120H131V119H130ZM132 120H133V119H132ZM157 120H158V119H157ZM195 120H196V119H195ZM206 120H208V118H207ZM206 120H205L204 122H206ZM214 120H213V122H212V121L209 122V120H208L207 123H209V126H208V124L206 123V124H207V127H209V129H207V130H208V133H209V135H210L211 137L214 135V133H216L215 131H213L214 126H212L213 124H216V123H215L216 120H215V122H214ZM236 120H237V119H236ZM255 120H256V119H255ZM58 121H59V120H58ZM146 121H147V120H146ZM163 121H164V120H163ZM193 121H194V120H193ZM219 121H221V120H219ZM222 121H223V119H222ZM244 121H245V120H244ZM246 121H248V120H246ZM260 121H261V120H260ZM99 122H100V121H99ZM105 122H106V121H105ZM113 122H114V121H113ZM127 122H128V121H127ZM127 122H126V123H127ZM130 122H131V121H129V123H130ZM136 122H137V121H136ZM147 122H148V121H147ZM189 122H190V121H189ZM198 122H199V121H198ZM198 122H197V123H198ZM240 122H241V121H240ZM250 122H251V120H250ZM102 123H103V122H102ZM107 123H112V122H111V121H109V122L107 121ZM126 123H125V124H126ZM220 123H221V122H220ZM223 123H224V121H223ZM117 124H118V123H117ZM117 124H116V125H117ZM120 124H121V123H120ZM123 124H124V123H123ZM182 124H183V123H182ZM191 124H192V123H191ZM206 124H204V125H206ZM245 124H246V123H245ZM112 125H113V124H111L110 126H107V127H112ZM114 125H115V124H114ZM148 125H149V124H148ZM150 125H151V124H150ZM192 125H193V124H192ZM240 125H241V124H240ZM68 126H69V125H68ZM118 126H119V125H118ZM121 126H122V125H121ZM127 126H128V123H127ZM138 126H139V125H138ZM182 126H183V125H182ZM182 126H181V127H182ZM189 126H190V125H189ZM218 126H219V124H218ZM218 126H216V127H218ZM231 126H232V124H231ZM235 126H236V125H235ZM241 126H242V125H241ZM246 126H247V125H246ZM113 127H114V126H113ZM119 127H120V126H119ZM136 127H137V126H136ZM195 127H196V126H195ZM197 127H198V126H197ZM212 127H213V128H212ZM216 127H215V128H216ZM222 127H223V126H222ZM247 127H248V126H247ZM115 128H117V127H115ZM124 128H125V127H124ZM149 128H150V127H149ZM193 128H194V127H193ZM200 128H201V127H200ZM203 128H204V127H203ZM233 128H234V127H233ZM248 128H249V127H248ZM256 128H257V127H256ZM263 128H264V127H263ZM95 129H96V128H95ZM103 129H113V128H104V127H103ZM120 129H121V128H120ZM120 129H119V130H120ZM125 129H126V128H125ZM127 129H128V128H127ZM138 129H139V128H138ZM173 129H174V128H173ZM211 129H212V130H211ZM216 129H218V128H216ZM216 129H214V130H216ZM221 129H222V128H220V131H221ZM224 129H225V128H224ZM117 130H118V129H117ZM132 130H133V129H132ZM132 130H131V131H132ZM141 130H142V129H141ZM152 130H153V129H152ZM152 130H151V131H152ZM167 130H168V129H167ZM182 130H183V127H182ZM191 130H192V129H191ZM242 130H243V129H242ZM26 131H27V130H26ZM111 131H112V130H111ZM111 131H110V132H111ZM126 131H127V130H126ZM129 131H130V130H128V132H129ZM151 131H150V132H151ZM205 131H206V130H205ZM120 132H121V131H120ZM128 132H127L126 134H128ZM133 132H134V131H133ZM210 132H212L213 135H211ZM217 132H218V131H217ZM240 132H241V131H240ZM243 132H244V131H243ZM111 133H112V132H111ZM111 133H110V134H111ZM131 133H132V132H131ZM179 133H180V132H179ZM205 133H206V132H205ZM123 134H124V133H123ZM129 134H130V132H129ZM149 134H150V133H149ZM152 134H153V132H152ZM161 134H162V133H161ZM184 134H185V133H184ZM187 134H188V132H187ZM189 134H190V133H189ZM189 134H188V135H189ZM192 134H193V133H192ZM192 134H191V135H192ZM195 134H196V133H195ZM202 134H204V132H202ZM206 134H207V133H206ZM236 134H237V132H236ZM144 135H145V134H144ZM182 135H183V134H182ZM191 135H190V137H191ZM239 135H240V134H239ZM24 136H25V135H24ZM121 136H122V135H121ZM136 136H137V135H136ZM140 136H143V135H140ZM173 136H174V135H173ZM184 136H185V135H184ZM192 136H193V135H192ZM217 136H219V135H217ZM248 136H249V135H248ZM263 136H264V135H263ZM108 137H109V136H108ZM125 137H127V136L125 135ZM129 137H130V135H129ZM138 137H139V136H138ZM149 137H150V136H149ZM159 137H160V136H159ZM182 137H183V136H182ZM201 137H202V136H201ZM203 137H205V139H206V138H207V139L205 140L204 138H201L202 140L204 139L203 141H205V145H206V146H205V145L203 146V147H205V152L202 153V154H204V157H203V158L208 159V158L210 157V155L212 154L211 151H214V146H215V143H216L215 141H216L217 138H211V137H209L208 135H207V136L205 135V136H203ZM208 137H209V139H208ZM220 137H221V136H220ZM255 137H257V136H255ZM61 138H62V137H61ZM66 138H67V137H66ZM123 138H124V137H123ZM123 138H122V139H123ZM132 138H133V137H131L130 140H132ZM142 138H143V137H142ZM240 138H242V137H240ZM250 138H251V137H250ZM259 138H260V137H259ZM71 139H72V138H71ZM128 139H129V138H128ZM139 139H140V138H139ZM157 139H158V138H157ZM161 139H162V138H161ZM178 139H179V138H178ZM189 139H190V138H189ZM201 139H200V140H201ZM212 139L215 140V141H213ZM218 139H219V138H218ZM164 140H165V139H164ZM176 140H177V139H176ZM176 140H175V141H176ZM187 140H188V138H187ZM187 140H186V144H187ZM190 140H191V139H190ZM190 140H188V146H189V144L192 143L191 141H192L193 139H192L191 141H190ZM219 140H220V139H219ZM125 141H127L128 144L131 143V141H130V143H129V141H128L127 139H126ZM132 141H133V142L135 141V143H136V139H134V140H132ZM139 141H140V140H139ZM139 141H138V142H139ZM180 141H181V140H180ZM189 141H190V142H189ZM108 142H109V141H108ZM171 142H172V141H171ZM201 142H202V141H201ZM241 142H242V141H241ZM105 143H106V142H105ZM139 143H141V141H140ZM158 143H159V142H158ZM158 143H157V144H158ZM168 143H169V142H168ZM193 143H194V142H193ZM198 143H199V142H198ZM198 143H196V144H198ZM202 143H203V142H202ZM219 143H220V142H219ZM247 143H248V142H247ZM107 144H108V143H107ZM123 144H124V142H123ZM128 144L126 143V145H128ZM144 144H145V143H144ZM169 144H170V143H169ZM182 144H183V143H182ZM186 144H185V145H186ZM199 144H200V143H199ZM203 144H204V143H203ZM203 144H202V145H203ZM240 144H241V143H240ZM251 144H253V142H252ZM263 144H264V143H263ZM105 145H106V144H105ZM130 145H131V144H130ZM130 145H129V146H130ZM140 145H141V144H140ZM146 145H147V143H146ZM158 145H159V144H158ZM202 145H201V146H202ZM213 145H214V146H213ZM218 145H219V144H218ZM236 145H237V144H236ZM243 145H244V144H243ZM260 145H261V144H260ZM123 146H124V145H123ZM136 146H137V144L135 145V147H136ZM156 146H157V145H156ZM169 146H170V145H169ZM183 146H184V145H183ZM219 146H220V145H219ZM250 146H251V145H250ZM98 147H100V146H98ZM103 147H104V146H103ZM131 147H132V146H131ZM145 147H146V146H145ZM152 147H153V146H152ZM160 147H161V146H160ZM212 147H213V149H212ZM248 147H249V146H248ZM128 148L130 149V147H128ZM140 148H141V147H140ZM154 148H155V147H154ZM184 148H185V147H184ZM191 148H192V147H191ZM201 148H202V147H200L199 149L197 148V149L200 150ZM133 149H134V148H133ZM147 149H148V148H147ZM147 149H144V152H142V153H146V150H147ZM158 149H159V148H158ZM181 149H182V148H181ZM203 149H204V148H202V150H203ZM211 149H212V150H211ZM240 149H241V147H240ZM56 150H57V149H56ZM102 150H103V149H102ZM126 150H127V148H126ZM139 150H140V149H139ZM164 150H165V149H164ZM172 150H174V149H172ZM175 150H176V149H175ZM198 150L195 151V154H194V155H196V154L199 155V154H198ZM216 150H217V149H216ZM219 150H220V149H219ZM249 150H251V149H249ZM249 150H248V149L245 150V152H247V154L245 153V154H246V157L249 156V155H248ZM22 151H23V150H22ZM132 151H133V150H132ZM140 151H142V150H140ZM178 151H179V150H178ZM200 151H201V150H200ZM242 151H243V149H242ZM99 152H100V150H99ZM101 152H102V151H101ZM130 152H131V151H130ZM147 152H148V150H147ZM157 152H158V151H157ZM160 152H161V151H160ZM171 152H172V151H170V153H171ZM186 152H187V151H186ZM193 152H194V151H193ZM196 152H197V153H196ZM238 152H239V151H238ZM240 152H241V151H240ZM253 152H254V151H253ZM131 153H132V152H131ZM131 153H130V154H131ZM161 153H162V152H161ZM164 153H165V152H164ZM167 153H168V152H167ZM256 153H257V152H256ZM132 154H133V153H132ZM152 154H153V153H152ZM162 154H163V153H162ZM183 154H185V153H183ZM183 154H181V155H183ZM202 154H200V155H202ZM217 154H218V153H217ZM235 154H236V153H235ZM249 154H251V153H249ZM138 155H139V154H138ZM140 155H141V152H140ZM148 155H149V158H151V157H150V154H148ZM154 155H155V154H153V156H154ZM170 155H172V154H170ZM175 155H176V154H175ZM181 155H179L180 158L182 157ZM194 155H192V156H194ZM254 155H255V154H254ZM98 156H99V155H98ZM142 156H143V154H142ZM145 156H147V154L144 155V157H142V158H145ZM155 156H156V155H155ZM158 156H160V155H158ZM162 156H165V154H163ZM162 156H161V157H162ZM166 156H167V155H166ZM179 156H178V157H179ZM186 156H187V153L185 154V157L183 156V158H186ZM190 156H191V155H190ZM221 156H222V155H221ZM237 156H238V155H237ZM244 156H245V155H244ZM251 156H252V155H251ZM70 157H71V156H70ZM123 157H124V156H123ZM134 157H136V156H134ZM134 157H133V158H134ZM167 157H168V156H167ZM178 157H177V158H178ZM194 157L197 158V156H194ZM194 157H193V158H194ZM201 157H202V156H201ZM219 157H220V156H219ZM238 157H239V156H238ZM18 158H19V157H18ZM71 158H72V157H71ZM99 158H100V157H99ZM146 158H147V157H146ZM164 158H166V157H164ZM168 158H169V157H168ZM168 158H167V159H168ZM188 158H189V156H188L186 159H188ZM191 158H192V157H191ZM247 158H248V157H247ZM254 158H255V157H254ZM24 159H25V157H24ZM87 159H88V158H87ZM129 159H130V158H129ZM167 159H165L164 161H166ZM178 159H179V158H178ZM189 159H190V158H189ZM245 159H246V158H245ZM249 159H250V158H249ZM112 160H113V159H112ZM114 160H115V159H114ZM130 160H131V159H130ZM138 160H139V159H138ZM149 160H150V159H149ZM169 160H171V158H169L166 162L169 163V162H170ZM173 160H174V159H172V161H173ZM179 160H181V159H179ZM179 160H178V161H179ZM201 160H202V159H201ZM252 160H253V159H252ZM19 161H20V160H19ZM21 161H22V160H21ZM51 161H52V159H51ZM56 161H57V160H56ZM64 161H65V160H64ZM140 161H141V159H140ZM145 161H147L148 165H147V164H143V163H144V159H143V163H142V161H141V162L139 163L140 165H138L137 168H139V166L141 167V165H143V167H144L145 165H146V167H147V166H150V162H151V161L148 162V160H146V159H145ZM152 161H153V160H152ZM182 161H183V160H182ZM194 161H195V159H194ZM197 161H198V160H196L195 163H196ZM241 161H242V160H241ZM241 161H238L236 158H235V159H232L230 166H228V170H229L230 172H231V171H234L233 168L237 167L238 164L242 163ZM247 161H248V159H246L245 162H244V160H243V162L245 163V164L242 163V167L245 165L243 168L248 167L247 165L250 164V163L247 164ZM249 161H250V160H249ZM93 162H94V161H93ZM100 162H101V161H100ZM111 162H112V161H111ZM128 162H129V161H128ZM131 162H132V161H131ZM201 162H202V161H201ZM210 162H211V160H210ZM212 162H213V160H212ZM238 162H240V163H238ZM56 163H57V162H56ZM58 163H59V161H58ZM136 163H137V162H136ZM141 163H142V164H141ZM170 163H171V162H170ZM173 163H174V162H173ZM197 163H200V162H197ZM207 163H208V162H207ZM220 163H221V162H220ZM54 164H55V163H54ZM59 164H60V163H59ZM66 164H67V163H66ZM66 164H65V165H66ZM111 164H112V163H111ZM122 164H123V163H122ZM130 164H131V163H130ZM132 164H133V163H132ZM151 164H152V162H151ZM160 164H161V163H160ZM160 164H159V165H160ZM175 164H176V163H175ZM215 164H216V163H215ZM255 164H256V163H255ZM89 165H90V164H89ZM114 165H116V164H114ZM134 165H135V164H134ZM134 165H133V166H134ZM186 165H187V164H186ZM199 165H200V164H199ZM212 165H213V164H212ZM212 165H211V163H210L209 165H204L203 169H204L205 171L212 170V169L214 168V167H212ZM85 166H86V165H85ZM118 166H119V164H118ZM129 166H130V165H129ZM154 166H155V165H154ZM214 166H215V165H214ZM57 167H58V166H57ZM72 167H73V166H72ZM116 167H117V166H116ZM116 167H115V169H117ZM124 167H125V166H124ZM135 167H136V166H135ZM143 167H142V168H143ZM157 167H158V165H157ZM160 167H161V166H160ZM175 167H176V165H175ZM177 167H178V166H177ZM59 168H60V167H59ZM81 168H82V167H81ZM100 168H101V167H100ZM108 168H109V167H108ZM129 168H130V167H129ZM132 168H133V167H132ZM144 168H145V167H144ZM252 168H253V167H252ZM258 168H259V167H258ZM261 168H262V166H261ZM118 169H119V168H118ZM125 169H126V167H125ZM140 169H141V168H140ZM146 169H147V168H146ZM158 169H159V168H158ZM163 169H165V168H163ZM166 169H167V168H166ZM171 169H172V168H171ZM194 169H195V168H194ZM224 169H225V168H224ZM237 169H238V167H237ZM248 169H249V168H248ZM70 170H71V169H70ZM72 170H73V169H72ZM104 170H105V169H104ZM119 170H120V169H119ZM138 170H139V169H138ZM141 170H142V169H141ZM242 170H243V169H242ZM244 170H245V169H244ZM113 171H117V170H114V169H113ZM127 171L129 172L128 169H127ZM133 171H134V169H133ZM133 171H130V173H128V172H127V173L132 175ZM150 171H151V170H150ZM201 171H203V170H200V171H199L200 174L202 173ZM229 171H228V172H229ZM235 171H236V170H235ZM237 171H238V170H237ZM259 171H260V170H259ZM54 172H55V171H54ZM74 172H75V171H74ZM89 172H90V171H89ZM102 172H103V171H102ZM102 172H101V173H102ZM104 172H105V171H104ZM110 172L112 173V170H111ZM110 172H109V173H110ZM135 172H136V171H135ZM137 172H138V171H137ZM154 172H155V171H154ZM154 172L152 171L151 174L154 175V174H155ZM178 172H179V171H178ZM181 172H182V171H181ZM181 172H180V173H181ZM197 172H198V171H197ZM248 172H249V170H248ZM254 172H255V171H254ZM263 172H264V171H263ZM140 173H141V174H140ZM140 173L138 174V176H142V172H141V171H140ZM146 173H147V172H146ZM153 173H154V174H153ZM182 173H183V172H182ZM203 173H204V172H203ZM205 173H206V172H205ZM232 173H233V172H232ZM239 173H240V172H239ZM245 173H246V172H245ZM258 173H259V172H258ZM112 174H114V173H112ZM115 174H116V173H115ZM134 174L136 175L137 173H133V175H134ZM168 174H169V173H168ZM174 174H176V173H174ZM200 174H199V178H200V176H202V174H201V175H200ZM230 174H231V173H230ZM253 174H254V173H253ZM253 174H252V175H253ZM48 175H49V174H48ZM59 175H60V174H59ZM106 175H107V174H106ZM106 175H104V176H106ZM117 175H118V174H117ZM126 175H127V174H126ZM133 175H132V176H133ZM143 175H145V174H143ZM159 175H160V174H159ZM176 175L178 176V174H176ZM176 175H175V176H176ZM180 175H181V174H180ZM190 175H191V174H190ZM203 175H204V174H203ZM49 176H50V175H49ZM102 176H103V175H102ZM132 176H130L131 178H133L132 180H135L134 176H133V177H132ZM177 176H176V177H177ZM191 176H193V175H191ZM209 176H211V175H209ZM209 176H208V178H205L206 181H207V180L210 181L211 178L209 179ZM246 176H247V173H246ZM246 176H245V177H246ZM47 177H48V176H47ZM53 177H54V175H53ZM69 177H70V176H69ZM106 177L109 178V181H110V178H111V177L114 178L115 176L108 177V175H107ZM119 177H120V176H119ZM130 177H126V178H127V179L129 178V179H128V182L131 181V182H132V185H133V187H134V188H133V187H132V188L135 189V187H137V186H134L136 183L133 184V181L130 179ZM135 177H137V176H135ZM147 177H148V176H146V178H147ZM186 177H189V176H186ZM195 177L199 180L198 176H195ZM195 177H194V179H195ZM205 177H207V176H205ZM231 177H234V176H231ZM238 177H239V176H238ZM238 177H237V178H238ZM248 177H249V176H248ZM250 177H251V176H250ZM250 177H249V178H250ZM49 178H50V177H49ZM49 178H48V180H49ZM51 178H52V177H51ZM66 178H67V177H66ZM91 178H92V177H91ZM100 178H101V174H100ZM115 178H116V177H115ZM115 178H114V179H115ZM141 178H142V177H141ZM146 178H145V179H146ZM151 178H152V177H151ZM153 178H155V176H154ZM158 178H159V176H158ZM172 178H173V177H172ZM177 178H179V176H178ZM55 179H56V178H55ZM64 179H65V178H64ZM105 179H106V178H104V179L102 178L101 181H103V180H105ZM111 179H112V178H111ZM120 179H121V178H120ZM127 179H126V180H127ZM139 179H140V177H139ZM139 179H138V180H139ZM149 179H150V178H148V180L146 179V183L149 182ZM190 179H191V181H189V180H188V181H185V180H183V181H181V180L178 181V184L176 185V187L174 188V190H173V189L170 190V191L172 192V194L170 193V194H171L170 198L168 197L170 194H168V196L165 194V195L167 196V197H166L165 195H161V192H160V195H161L162 197L164 196V198L166 197V198L169 200L168 202L164 203V206H162V207H165V208H166V207H167L166 205H167V203L170 202L171 198L173 199L172 201L175 200V201H176L175 203H177V204H178V202H185V203H186V200H187L188 198H189V199L192 198L193 195H194V197L198 198V195L201 196V195H203L202 193L205 192L204 195L207 194V197L210 196L212 200L217 199V198L221 195L220 199H218L219 201H218V200H217V201H218L220 204H224L223 206H224L225 209H226L227 206H230V207H228L227 209L230 208V209L234 210V212H235V209H233V208H236V207H233V206H234V204H233L234 202H233V200H232L233 198H232L231 196H229V195H227V196L223 195V193L226 191V190H225V191L223 190V189H225V188L222 187L223 189H219V190H217V187L215 188V187H214L215 185L212 186V184H211L210 186H211L212 188L214 187V188H213L214 190L212 189V191H210L211 188L209 187V183H208V185H207V183H203V184H201L199 187L202 188L203 186H204V187L208 186V187H206V189L209 188L210 190H208V189L206 190L204 187H203V190H201V188L198 187L199 183H198V182H195L197 179L194 180V181H192V180H193V177H192V178L190 177ZM200 179L202 180V178H200ZM246 179H247V178H246ZM46 180H47V179H46ZM68 180H69V178H68ZM68 180H67V181H68ZM72 180H73V179H72ZM81 180H82V179H81ZM83 180H84V179H83ZM122 180H123V179H122ZM122 180H121V182L124 181V180H123V181H122ZM129 180H130V181H129ZM138 180L135 181V182H138ZM140 180H141V179H140ZM140 180H139V181H140ZM177 180H179V179H177ZM216 180H217V179H216ZM216 180H215V182H216ZM101 181H100V182H101ZM111 181H112V180H111ZM117 181H118V180H117ZM141 181H142V180H141ZM141 181L139 182V184L141 183ZM154 181H156V180H154ZM168 181H169V180H168ZM168 181H167V182H168ZM184 181H185V183L179 185V182L182 183V182H184ZM202 181H203V180H202ZM202 181H201V182H202ZM206 181H204V182H206ZM211 181H212V180H211ZM236 181H237V180H236ZM238 181H239V180H238ZM247 181H248V180H247ZM254 181H255V180H254ZM53 182H54V181H53ZM82 182H83V181H82ZM112 182H113V181H112ZM115 182H116V181H115ZM199 182H200V181H199ZM218 182H219V181H218ZM249 182H250V183H249ZM260 182H261V181H260ZM104 183H105V181H104ZM117 183H120V182H117ZM124 183H125V181H124ZM124 183H123V184H124ZM222 183H225V182L223 181ZM252 183H253V181H252ZM252 183H251V181L249 180V181H248V184H247L246 186H248V185L251 186ZM50 184H51V183H50ZM66 184H67V183H66ZM113 184H114V182H113ZM123 184H122V186H123ZM126 184H127V183H126ZM168 184H169V183H168ZM240 184H241V183H240ZM258 184H259V183H258ZM136 185H137V184H136ZM140 185H141V184H140ZM140 185H138V186H140ZM152 185H153V184H152ZM152 185H151V186H152ZM117 186H118V185H117ZM144 186H145V185H144ZM151 186H150V187H151ZM224 186H225V185H224ZM243 186H244V185H243ZM246 186H245V187H246ZM250 186H249L248 188H250ZM118 187H119V186H118ZM128 187H129V186H128ZM142 187H143V186H142ZM197 187H198L199 190H200V191H199V194L196 193V192L198 191V190H197ZM218 187H219V186H218ZM237 187H238V186H237ZM258 187H259V186H258ZM121 188H122V187H121ZM137 188H138V187H137ZM139 188H140V187H139ZM170 188H171V187H170ZM246 188H247V187H246ZM248 188H247L246 192H247V191H248V192L250 191V190H248ZM251 188H253V186H252ZM119 189H120V188H119ZM130 189H131V185H130ZM142 189H143V188H141V190L138 189V190H139V193H138V190H137L136 194H135V192H133V194L139 196V194H140V193L142 194V192H143V190H144V189H143V190H142ZM194 189H195V190H194ZM161 190H162V189H161ZM172 190H173V191H172ZM241 190H242V189H241ZM244 190H245V189H244ZM244 190H243V191H244ZM251 190H252V189H251ZM258 190H259V189H258ZM261 190H262V189H261ZM97 191H98V190H97ZM133 191H136V190H133ZM144 191H145V190H144ZM162 191H163V190H162ZM165 191H166V190H165ZM170 191H167V193H169ZM202 191H203V192H202ZM206 191H207V192H206ZM208 191H210V193H211L210 195H208ZM253 191H254V190H253ZM131 192H132V191H131ZM152 192H153V191H152ZM246 192H245V193H246ZM248 192H247V193H248ZM260 192H261V191H260ZM126 193H127V192H126ZM137 193H138V194H137ZM144 193H145V192H144ZM150 193H151V192H150ZM195 193H196V194H195ZM239 193H240V192H239ZM241 193H242V192H241ZM252 193H253V192H252ZM117 194H118V193H117ZM124 194H125V193H124ZM155 194H156V193H155ZM94 195H95V194H94ZM120 195H121V194H120ZM120 195H119V196H120ZM146 195H147V194H146ZM246 195H247V194H246ZM246 195H245V196H246ZM250 195H251V194H250ZM119 196H118V197H119ZM143 196H144V195H143ZM191 196H192V197H191ZM200 196H199V197H200ZM243 196H244V195H243ZM92 197H93V196H92ZM123 197H125V196H123ZM141 197H142V196H141ZM162 197H160V198L162 199ZM194 197L192 198V200L194 199ZM248 197H250V196H248ZM248 197H247V199H248ZM111 198H113V197H111ZM116 198H117V197H116ZM133 198H134V197H133ZM136 198H137V197H136ZM152 198H153V197H152ZM157 198H158V197H157ZM166 198H165V200L167 201ZM201 198H202V197H201ZM208 198H209V197H208ZM245 198H246V197H245ZM251 198H252V197H251ZM61 199H62V198H61ZM65 199H66V198H65ZM119 199H121V198L119 197ZM121 200H122V199H121ZM121 200H120V203H121ZM123 200H124V199H123ZM138 200H139V199H138ZM151 200H152V199H151ZM162 200H163V199H162ZM162 200H160V203L162 202ZM165 200H163V201L165 202ZM184 200H185V201H184ZM199 200H200V199H199ZM199 200H198V201H199ZM204 200H205V199H204ZM208 200H209V199H207V201H208ZM253 200H255V198H254ZM59 201H60V200H59ZM116 201H119V200H118V199L116 200V199L114 198V201H113V202H116ZM153 201H154V200H153ZM153 201H152V203L156 202V200H155L154 202H153ZM172 201H171V202H172ZM193 201H194V200H193ZM66 202H67V201H66ZM93 202H94V201H93ZM113 202H112V200H111V203H113ZM140 202H141V201H140ZM144 202H145V201H144ZM158 202H159V201H158ZM158 202H157V205H159ZM171 202H170V206L172 207ZM189 202L191 203L192 201L190 200ZM250 202H251V201H250ZM57 203H58V202H57ZM98 203H99V202H98ZM111 203H109V204H111ZM124 203H125V202H124ZM124 203H123V205H124ZM136 203H137V202H136ZM138 203H139V202H138ZM142 203H143V201H142ZM150 203H151V202H150ZM172 203H173V202H172ZM187 203H188V202H187ZM193 203H194V202H193ZM215 203H216V202H215ZM74 204H76V203H74ZM116 204H117V202L114 204V206H113V204H112L111 209H112L113 207H114V209H116V207H115ZM118 204H119V203H118ZM173 204H174V203H173ZM199 204H200V202H199ZM204 204H205V203H204ZM210 204L212 205L211 200H210ZM210 204H208L207 206L205 205V208H202V209H205V210L208 209L207 211L211 210L210 208L213 207L214 204H213L212 206H211ZM90 205H91V204H90ZM98 205H99V204H98ZM106 205H107V203H106ZM153 205H154V204H153ZM157 205L155 204V207H157ZM174 205H175V204H174ZM174 205H173V206H174ZM200 205H201V204H200ZM236 205H237V203H236ZM250 205H251V204H250ZM254 205H256V203H255ZM75 206H76V205H75ZM101 206H102V204H101ZM104 206H105V205H104ZM117 206H119V205H117ZM120 206H121V204H120ZM145 206H146V204H145ZM170 206H168V207L170 208ZM175 206H176V205H175ZM178 206H179V205H178ZM210 206H211V207H210ZM217 206H218V204H217ZM225 206H226V207H225ZM107 207H110V206L107 205ZM107 207H106V208H107ZM121 207L123 208L124 206H121ZM121 207L119 208V210H118V208H117V212L122 210ZM141 207H142L143 211H142V210H138V209H141ZM141 207L139 206V208H137V210L135 209V210L138 211V212L136 213L137 215H134V216H135L134 219L131 218V223H132V221L134 222L135 219H137L138 214L140 213L139 211H142V212H141L142 214L146 211V209H145V211H144L143 205H141ZM147 207H148V206H147ZM150 207H151V209H152L153 206H150ZM155 207H154V208H155ZM199 207H200V206H199ZM207 207H208V208H207ZM218 207H221L220 209H224V208H222V206H218ZM218 207H216V206L214 207V209H218V210L215 211L216 213L214 212V214H213V213L208 212V218H209L210 222H209V221H206V224H204V228H205V229L208 228V230L210 229L209 231H206V232H207V233L209 232L210 235H212L211 233H213V237H215V235H218V236L220 237V239H221V241H222L223 244L220 245L221 247H218L217 244L214 243V242H210L211 244L213 243L212 245H211L210 243L208 244V242H207V245H204L203 240H201V241L203 242V245H202V246L206 247V248H204V250L206 249V251L202 250L201 253H200V251H199L201 257L198 255L199 253H197L196 255H198L200 258L206 259V260H205V261H206L205 264H208L209 262H210V264H211V263L213 264L214 261H212V260H217V258H218L219 256H218V257H213V256H212L213 254L218 255V254L224 253L227 249H229V248H231V247H235V246L237 247L238 245H241V244H248L250 241H253L254 239H256V238H255V237H256L255 234H254L253 236H251V231H252V230L254 231V227H253L254 222H253V223H252V221L249 222V219L247 220L245 217H244L245 219H243L241 215H240L241 218H240V216H238V215H237V217H236L237 219H238V217H239V219H238L239 222H237L236 218H233V219H234V223H235V220H236V222L238 223V224H236V226H235V227H236V228H235V229H236V234H234V235H227V234H225V231H224V227H225V225H226V224L228 225V222H229L230 226L228 225V227H231V223L233 224V220H232L231 216H230V219H229V216H228L227 214L229 213V214L231 215V214H233V213H230V212L227 211V210H225V212H223L224 210H220ZM238 207H239V206H238ZM64 208H65V207H64ZM89 208H90V207H89ZM154 208H153L152 210H149L148 208H147V209H148L150 212L153 211V214H152V215H157V214H155L154 212H157V213H158V211L156 210V208H155L156 211H154ZM158 208H159V207H157V209H158ZM165 208H163V209H165ZM184 208H185V207H184ZM190 208L192 209L191 204H190ZM200 208H201V207H200ZM249 208H250V206H249ZM57 209H58V208H57ZM67 209H68V208H67ZM73 209H74V208H73ZM91 209H92V208H91ZM111 209H109V210H111ZM114 209H113V211H114ZM123 209H124V208H123ZM188 209H189V206H188ZM188 209H186V211H187ZM198 209H199V208H198ZM239 209H240V208H239ZM239 209L237 208V211H238ZM135 210H134V211H135ZM170 210H171V209H170ZM170 210H169V211H170ZM173 210H175V209L173 208ZM176 210H177V208H176ZM176 210H175V211H176ZM179 210H180V209H179ZM205 210H200V212H204V215L206 216ZM78 211H79V210H78ZM136 211H135V212H136ZM169 211H167V212H169ZM193 211H194V210H193ZM212 211H213V210H212ZM218 211H219L220 213H219ZM237 211H236V212H237ZM243 211H244V210H243ZM73 212H74V211H73ZM108 212H109V214H110V211H108ZM108 212H107V213H108ZM150 212H149V213H150ZM176 212H178V211H176ZM188 212H189V211H188ZM190 212H191V211H190ZM195 212H196V213H197V212L200 213L199 210H195ZM227 212H228V213H227ZM115 213H116V212H115ZM133 213H134V212H133ZM141 213H140V214H141ZM147 213H148V212H147ZM151 213H152V212H151ZM169 213H170V212H169ZM184 213H185V212H184ZM193 213H194V212H193ZM193 213H192V214H193ZM198 213H197V214H198ZM209 213H210V214H209ZM225 213H227V214H225ZM102 214H103V212H102ZM109 214H108V215H109ZM113 214H114V213H113ZM113 214H112V216H113ZM134 214H135V213H134ZM142 214H141V215H142ZM145 214H146V213H145ZM178 214H179V212H178ZM194 214H195V213H194ZM197 214L195 215L194 218L191 217V220H192L191 223H192V225H194L193 227H195V225H197L198 222H199V220H198V222L195 220V218L197 217ZM212 214H213V216H214V215L216 216V214H217V217H218L217 219H218V220L216 219L215 216H214V217H215L216 220H214V217H213V219H212ZM224 214H225V218L228 216L227 219L230 220V221L227 222V221H226L227 219H226V220H225V223H226V224L223 222L224 219H223L222 221L219 220L220 218L224 217ZM234 214H235V213H234ZM80 215H81V213H80ZM95 215H96V214H95ZM99 215H100V214H99ZM127 215H128V214H127ZM127 215H126V216H127ZM143 215H144V214H143ZM143 215L141 216V218L144 217ZM150 215H151V214H149V216H150ZM152 215H151V217H152ZM201 215H202L203 218H204V215L201 214V213L198 214V217H199V216L201 217ZM218 215H220V216H218ZM92 216H93V215H92ZM110 216H111V215H110ZM136 216H137V217H136ZM147 216H148V215H147ZM147 216H146V217H147ZM167 216H168V215H167ZM171 216H172V215H171ZM173 216H174V215H173ZM177 216H178V215H177ZM186 216H187V214H186ZM193 216H194V215H193ZM103 217H104V216H103ZM108 217H109V216H108ZM108 217H107V218H108ZM113 217H114V216H113ZM113 217H112V218H113ZM128 217H130V216H128ZM161 217H162V216H161ZM165 217H166V216H163L162 223L165 222V220H164ZM181 217H183V215H182ZM184 217H185V215H184ZM184 217H183V218H184ZM187 217L190 218L189 216H187ZM210 217H211V218H210ZM219 217H220V218H219ZM112 218H111V219H112ZM124 218H126V217H124ZM138 218L140 219V217H138ZM188 218H187V219H188ZM105 219H106V218H105ZM109 219H110V218H109ZM121 219H122V218H121ZM143 219H144V218H143ZM145 219H146V218H145ZM157 219L160 220L159 222H161V219H159V217H158ZM166 219H167V218H166ZM177 219H178V218H177ZM181 219H182V218H181ZM197 219H198V218H197ZM199 219H202V217L199 218ZM118 220H119V219H118ZM126 220H127V219H126ZM126 220H123V221H126ZM128 220H130V219H128ZM183 220L185 221V219H183ZM212 220H213V221H212ZM250 220H251V219H250ZM123 221H122V222H123ZM137 221H139V220L137 219ZM143 221H144V220H143ZM147 221H148V220H147ZM174 221H175V220H174ZM176 221H177V220H176ZM179 221H181V220L179 219ZM179 221H177V222H179ZM188 221H189V220H188ZM204 221H205V220H204ZM231 221H232V222H231ZM114 222H116V221H114ZM127 222H129V221H126V223H127ZM140 222H141V220H140ZM166 222L168 223V221H166ZM181 222H183V221H181ZM230 222H231V223H230ZM118 223H119V222H118ZM123 223H125V222H123ZM136 223H137V222H136ZM136 223H134V224H136ZM144 223H145V222H144ZM167 223H164V224H167ZM202 223H203V222H202ZM261 223H262V222H261ZM111 224H113V223H111ZM114 224H115V223H114ZM116 224H117V223H116ZM128 224H129V223H128ZM138 224H139V223H138ZM138 224H137V225H138ZM164 224H162V227H163ZM179 224H180V223H179ZM186 224H187V222H186V223H183V224L181 223V226H182V225H186ZM107 225H108V223H107ZM121 225H122V224H121ZM125 225H126V224H125ZM149 225H150V224H149ZM170 225H171V227H173V226H174V227H175V226L177 227V224L173 225V223H172V224L170 223ZM170 225H169V224H168V226L166 225V226L168 227V229H167V227H166V228L164 227V228L170 231V229H169ZM189 225L191 226V224H189ZM257 225H258V223H257ZM110 226H111V225H110ZM129 226H130V224H129ZM131 226H132V229H133V224H131ZM202 226H203V224H202ZM233 226H234V224H233ZM260 226H261V225H260ZM263 226H264V225H263ZM114 227H115V226H114ZM139 227H140V226H139ZM157 227H158V226H157ZM174 227H173V229H174ZM176 227H175L174 230H176L177 233H178L179 230L181 231L182 229H184V228L180 229L181 227H179V225H178L179 229H176ZM178 227H177V228H178ZM197 227H198V225H197ZM197 227H196V228H197ZM199 227H201V226L199 225ZM255 227H257V226H255ZM258 227H259V225H258ZM258 227H257V228H258ZM127 228H129V227L125 226V232H126V229H127ZM130 228H131V227H130ZM141 228H143V227H140V230H139V229L137 228V226L135 225V226H134V229H133L132 231H134V230L136 229L137 232H135V233L138 234V230H139V232H140V231H142V230L144 229V228H143V229L141 230ZM154 228H155V227H154ZM164 228H163V230H164ZM188 228H189V229H190V228L193 229L192 227H189V226H188ZM204 228H203V229L198 228V231H200V229H201V230H204ZM259 228H260V227H259ZM100 229H101V228H100ZM103 229H104V228H103ZM103 229H102V230H103ZM115 229H116V228H115ZM122 229H123V227H122ZM148 229H149V231H148ZM150 229H151V227L147 228V229L144 230V231L152 232V230L150 231ZM186 229H187V228H186ZM186 229H185V230H186ZM98 230H99V229H98ZM106 230H107V229H106ZM119 230H120V229H119ZM161 230H162V229H161ZM163 230H162V232H163ZM167 230H165V232H166ZM171 230H172V229H171ZM195 230H196V229H195ZM211 230H212V232H211ZM225 230H226V228H225ZM258 230H260V229H258ZM116 231H117V230H116ZM120 231L122 232V230H120ZM123 231H124V230H123ZM132 231H130V232H131L130 234L133 233ZM153 231H154V230H153ZM159 231H160V230H159ZM159 231H158V232H159ZM180 231H179V233H180ZM189 231H191V230H189ZM253 231H252V232H253ZM93 232H94V231H93ZM107 232H108V231H107ZM107 232H105V235H106ZM112 232H114V231H112ZM142 232H143V231H142ZM148 232H146V233L149 235ZM155 232H156V231H155ZM155 232H154V234H155ZM162 232H160V233H162ZM171 232H172V234L177 235L176 232L173 233V230H172ZM181 232H183L182 234H186V235L184 236V238H183V236H182V237H181V236H180V237H177V236H179V233H178L177 236H174V235H173L174 237H173V239H172V241H171V242H172L173 244H175V245L178 244V243H179V245H180V243H182V242H185V243H186V246H185V245H184V246L182 245V246H183L182 248L179 249V247H178V249L175 250V252H174V254H176V251H178V253L181 255V257H180V258H179V257L176 258V257H174V254H173V255H172L171 253H170V254H168V253L166 254V251L162 250L160 253H162V255H163L162 258H163L164 261L167 260V259L165 260L164 257H166L167 255H169V256L172 255V256H170V257H173V258H171V259H175L174 261H176V264L179 263L180 261H183V262H184V260L181 259V258H184L185 256H189V254L186 255V252L184 253V251H185L186 249H188V251H189V249L191 250V249H193V247H194V248H199V247H200V244H199V243H200L201 241L199 240V238L195 239V241L192 242V240L189 241V239H191V238L186 239L187 233H189L188 231H187V233L184 232V231H181ZM256 232H257V230H256ZM97 233H98V232H97ZM108 233H109V232H108ZM108 233H107V234H108ZM110 233H111V231H110ZM110 233H109V234H110ZM128 233H129V232H128ZM168 233H169V232H168ZM254 233H255V232H254ZM98 234H99V233H98ZM113 234H114V233H113ZM133 234H134V233H133ZM133 234H132V235H133ZM137 234H135V235L137 236ZM139 234H140V233H139ZM139 234H138V235H139ZM147 234H146V235H147ZM150 234H151V233H150ZM157 234H158V233H156V235H157ZM162 234H164V233H162ZM193 234H194V233H193ZM198 234H199V233H198ZM204 234H206V233H204ZM209 234H208V235H209ZM228 234H229V232H228ZM135 235H134V236H135ZM148 235H147V236H148ZM188 235H189V234H188ZM102 236H103V235H102ZM108 236H109V237H108ZM120 236H122V235H120ZM141 236H142V235H140V237H141ZM144 236H145V235H144ZM151 236H152V241H153V240H154V239H153V234H152ZM191 236H192V235H191ZM194 236H196V235H194ZM202 236H203V235H202ZM204 236H205V235H204ZM254 236H255V237H254ZM257 236H258V235H257ZM106 237H107L108 239L111 238L110 235H107ZM148 237H149V236H148ZM148 237H147V238H148ZM155 237H156V236H155ZM160 237H161V236H160ZM169 237H172V236L170 235ZM169 237H168V238H169ZM188 237H189V236H188ZM251 237H252V238L254 237V238L251 240V239H250ZM83 238H84V237H83ZM97 238H99V237H97ZM103 238H104V237H103ZM112 238H113V237H112ZM130 238H131V237H130ZM134 238L137 239L138 236H137V237H134ZM134 238L132 239L133 241H134ZM145 238H146V237H145ZM147 238H146V240H147ZM195 238H196V237H195ZM44 239H45V237H44ZM108 239H107V240H108ZM127 239H128V238H127ZM202 239H203V238H202ZM215 239H216V238H215ZM99 240H100V239H99ZM110 240H111V239H110ZM116 240H117V238H116ZM156 240H157V239H155V243H156ZM249 240H250V241H249ZM112 241H113V240H112ZM136 241H137V240H136ZM140 241H142V239L140 240V239L138 238V243H139V244H141V243L143 242V241H142V242L140 243ZM144 241H145V240H144ZM148 241H149V240L145 241L146 244H149V243H150V242H148ZM150 241H151V240H150ZM152 241H151V242H152ZM197 241H200V242H197ZM205 241H206V240H205ZM260 241H261V240H260ZM45 242H46V241H45ZM93 242H94V240H93ZM97 242H98V241H97ZM99 242H100V241H99ZM106 242H107V241H106ZM219 242H220V241H219ZM253 242H256V241H253ZM46 243H47V242H46ZM100 243H101V242H100ZM135 243H136V242H135ZM172 243H171V244H172ZM50 244H51V243H50ZM143 244H145V243H143ZM152 244H153V243H152ZM160 244H161V242H160ZM173 244H172V245H173ZM182 244H183V243H182ZM205 244H206V243H205ZM219 244H220V243H219ZM96 245H97V244H96ZM150 245H151V244H150ZM150 245H149V247H150ZM154 245H155V244H154ZM154 245H153V246H154ZM156 245H157V243H156ZM158 245H159V242H158ZM158 245H157V246H158ZM167 245H168V244H167ZM172 245H171V246H172ZM261 245H262V244H261ZM41 246H42V245H41ZM92 246H93V245H92ZM136 246H137V245H136ZM138 246H139V245H138ZM153 246H151V247H153ZM157 246H156V247L154 246V247L157 248ZM177 246H178V245H177ZM142 247H143V245H142ZM149 247L147 246L148 249H149ZM159 247H162V246H159ZM241 247H242V246H241ZM51 248H52V247H51ZM135 248H136V247H135ZM140 248H141V247H140ZM140 248H139V249H140ZM162 248H164V247H162ZM174 248H175V247H174ZM174 248H173V249H174ZM201 248H202V247H201ZM41 249H42V248H41ZM144 249H145V248H144ZM175 249H176V248H175ZM44 250H45V249H44ZM137 250H138V249H137ZM257 250H258V249H257ZM257 250H256V251H257ZM259 250H260V249H259ZM42 251H43V249H42ZM50 251H51V250H50ZM50 251H49V252H50ZM94 251H95V250H94ZM147 251H150V250H147ZM151 251H152V253L155 252V251L158 252V248H157V250H155V251H154L153 249H151ZM159 251H160V248H159ZM171 251H172V250H171ZM173 251H174V250H173ZM173 251H172V253H173ZM191 251H192V250H191ZM193 251H195V250H193ZM197 251H198V249H197ZM197 251H195V252H197ZM203 251H204V252H203ZM95 252H96V251H95ZM167 252H169V251H167ZM195 252L190 253V255H191V254H192V255L195 254ZM251 252H252V251H251ZM251 252H250V250H249L248 248H246V247L242 248L241 251H240L239 261L236 260V262H237V263H240V264H251V263L254 261V256L256 255V254H255V255H252V254H254L255 251L252 252V253H251ZM104 253H105V252H104ZM155 253H156V252H155ZM158 253H159V252H158ZM158 253H156V254H158ZM160 253H159V254H160ZM183 253H184V255H185V256L183 255L184 257H182V254H183ZM188 253H189V252H188ZM235 253H236V252H235ZM255 253H256V252H255ZM259 253H260V251H258L257 254L259 255ZM91 254H92V253H91ZM94 254H95V253H94ZM98 254H99V252H98ZM100 254H103V253H100ZM145 254L148 255V256H146V257H148V258L151 257V255L149 256V254H151V252H149V253H148V252H147V253L145 252ZM145 254H143V257H144ZM47 255H48V253H47ZM96 255H97V254H96ZM107 255H108V254H107ZM107 255L104 256V257H107ZM136 255H137V254H136ZM152 255H153V254H152ZM164 255H166V256H164ZM180 255H179V256H180ZM232 255H233V254H232ZM251 255L253 256V258L250 257ZM258 255L256 256L257 259H258V257H259V258L261 257L260 255H259V256H258ZM39 256H40V255H39ZM111 256H112V255H111ZM133 256H134V255H133ZM156 256H158V255H156ZM156 256L153 255V257H156ZM160 256H161V255H160ZM160 256H159V257H160ZM169 256H168V257H169ZM194 256H195V255H194ZM198 256H197V257H198ZM234 256H235V255H234ZM236 256H237V255H236ZM102 257H103V256H102ZM108 257H109V256H108ZM114 257H115V256H114ZM153 257H152V259H151V258H149V259L146 258V259H148V260H147V261H148L147 263H150L149 261H154V260H153ZM170 257L168 258L169 260H171ZM191 257H192V256H189V259H188L187 261H185L184 263H186V262L188 263V261L190 260ZM221 257H222V256H221ZM237 257H238V256H237ZM44 258H45V257H44ZM49 258H50V257H49ZM109 258H111V257H109ZM141 258H142V257H141ZM160 258H161V257H160ZM186 258H187V257H186ZM186 258H185V260H186ZM226 258H228V259H229V258H232L231 253L228 254L227 257H225V259H224L223 261H225ZM235 258H236V257H235ZM263 258H264V257H263ZM106 259H107V258H106ZM114 259H115V258H114ZM143 259H144V258H142V263L145 264L146 261L143 262ZM154 259H155V258H154ZM156 259H157V258H156ZM158 259H159V258H158ZM176 259H177V260L180 259L179 262H177ZM193 259H194V258H193ZM198 259H199V258H198ZM203 259H202V260H203ZM220 259H221V258H220ZM236 259H237V258H236ZM251 259H253L252 262H251ZM261 259H262V258H261ZM261 259H260V260H261ZM103 260H104V258H103ZM144 260H145V259H144ZM169 260H168L166 263L164 262L163 264H167V263L169 262ZM194 260L197 261L196 258H195ZM194 260H193V261H194ZM218 260H219V259H218ZM218 260H217V262H218ZM233 260H234V259H233ZM133 261H134V260H133ZM174 261H173V260H172V262L170 261L169 264L173 263ZM196 261H195V262H196ZM229 261H230V260H229ZM263 261H264V260H263ZM46 262H47V261H46ZM114 262H115V261H114ZM139 262H140V261H139ZM154 262H155V261H154ZM198 262L200 263V262H202V261L199 259ZM198 262H196V263H194V264H199ZM207 262H208V263H207ZM219 262H221V261H219ZM227 262H228V261H227ZM261 262H262V261H261ZM47 263H48V262H47ZM184 263L181 262V263H179V264H184ZM202 263H203V262H202ZM202 263H200V264H202ZM221 263H222V262H221ZM228 263H229V262H228ZM228 263H227V264H228ZM230 263H231V261H230ZM237 263H236V264H237ZM255 263H256V260H255ZM113 264H115V263H113ZM131 264H132V263H131ZM138 264H141V263H138ZM155 264H156V263H155ZM158 264H159V263H158ZM160 264H161V262H160ZM173 264H175V263H173ZM188 264H190V263H188ZM192 264H193V263H192ZM203 264H204V263H203ZM233 264H235V261L233 262ZM252 264H253V263H252Z\"/></svg>",
    "mask_w": 264,
    "mask_h": 264
}]
</instances>
